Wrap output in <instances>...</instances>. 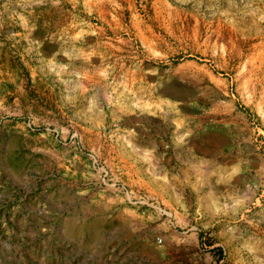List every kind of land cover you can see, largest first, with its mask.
Instances as JSON below:
<instances>
[{"label": "rangeland", "instance_id": "rangeland-1", "mask_svg": "<svg viewBox=\"0 0 264 264\" xmlns=\"http://www.w3.org/2000/svg\"><path fill=\"white\" fill-rule=\"evenodd\" d=\"M168 112L230 127L256 195L151 191L152 144L181 124ZM219 253L264 264V0H0V264Z\"/></svg>", "mask_w": 264, "mask_h": 264}, {"label": "crops", "instance_id": "crops-1", "mask_svg": "<svg viewBox=\"0 0 264 264\" xmlns=\"http://www.w3.org/2000/svg\"><path fill=\"white\" fill-rule=\"evenodd\" d=\"M165 117L181 124L173 133L174 143L168 145L160 140L152 144L153 162L157 167L151 182L145 181L151 191H193V195L205 196L211 205L215 204L211 198L215 195L222 196L229 205L241 204L244 197L252 199L256 195L261 180L251 175V169L258 160L248 145L244 150L237 147L235 154L225 151L233 133L230 127L190 131L185 125L186 118L174 112L166 113ZM169 148L174 166L164 163V154Z\"/></svg>", "mask_w": 264, "mask_h": 264}, {"label": "built area", "instance_id": "built-area-1", "mask_svg": "<svg viewBox=\"0 0 264 264\" xmlns=\"http://www.w3.org/2000/svg\"><path fill=\"white\" fill-rule=\"evenodd\" d=\"M138 191H140V190H138ZM142 197H143V195L140 194V198H142ZM161 212H162V214H166V211H164V210H162ZM156 242H157V243H161V242H162V237H161V236H157V237H156ZM217 257L219 258V259H218V263H219V264L222 263L223 260H224V255L221 254V253H219V255H217Z\"/></svg>", "mask_w": 264, "mask_h": 264}]
</instances>
